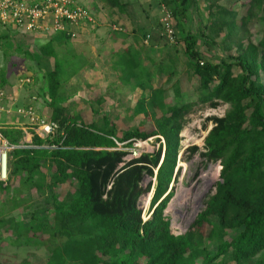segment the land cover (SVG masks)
<instances>
[{
	"label": "trees",
	"instance_id": "1",
	"mask_svg": "<svg viewBox=\"0 0 264 264\" xmlns=\"http://www.w3.org/2000/svg\"><path fill=\"white\" fill-rule=\"evenodd\" d=\"M107 2L111 9L120 12L128 5L123 0ZM164 2L173 11L176 40L166 41L175 45L174 53L159 63L158 77L164 83L153 87L155 95H144L136 104L142 114L157 117L155 110L160 112L151 131L141 126L120 135L118 127L107 116L103 117L100 128L73 114L65 105L66 81L54 45L48 40L39 46L38 63L43 66L47 79L43 94L51 108L47 120L59 125L54 142L61 143L62 147L15 150L9 182L12 178L32 182L35 174L43 175L47 171L49 179L40 187L46 188L53 200L58 186L71 180L79 184L77 195L69 204L32 212L24 229L42 243L45 235L66 237L61 246H49L51 261L46 264H264V82L261 79L264 37L257 44L260 52L252 43L245 49L249 26L264 10V1L258 0L255 5L242 3L241 6H246L244 13L234 6L223 8L217 0L210 2L208 22L202 21L194 31L187 27L186 21L192 12L199 11V0ZM226 27L229 31L225 32ZM12 29L8 27L0 40L4 39L6 47L20 49L10 39ZM152 29L144 25L134 30L146 39ZM159 29L163 32L160 18ZM232 36L240 41L236 49ZM65 38L70 41L69 37ZM177 44L182 45L186 58L183 75L189 81L192 78L198 81V102L218 106L221 101L231 108L223 117L208 119L213 127L206 137L204 154L220 165L215 192L207 196L205 208L192 227L176 236L172 234L166 209L175 194L174 185L180 171L181 132L194 106L182 97L180 78L173 80L180 74L177 64L181 55ZM132 53L122 60H128L129 67H136L142 73L138 87L146 88L143 79L152 76L143 73L146 68H140L139 58ZM81 64L74 62L75 71ZM171 90L174 98L168 101L166 94ZM1 132L12 144H20L25 137L19 127L5 126ZM150 137H156L157 149L130 161H124L128 152L117 149L114 141L123 143ZM43 143L46 141L34 137V144ZM130 146L128 142L124 147ZM192 150L196 152L198 147L193 146ZM146 176L155 178V182L149 218L144 219L139 200L144 193L141 182ZM10 187L9 183L0 181V191ZM4 222L0 219V223ZM207 226L211 231L206 235ZM217 234L221 235V242L216 241ZM206 240H215L217 250L211 252L204 246Z\"/></svg>",
	"mask_w": 264,
	"mask_h": 264
},
{
	"label": "rangeland",
	"instance_id": "2",
	"mask_svg": "<svg viewBox=\"0 0 264 264\" xmlns=\"http://www.w3.org/2000/svg\"><path fill=\"white\" fill-rule=\"evenodd\" d=\"M76 1L79 4H84L94 15L101 12L102 15L106 16L111 9L107 0ZM213 1L215 0H199V11L197 13L192 12L186 21L189 29L191 28L194 31L202 21L203 23L208 22L209 4ZM257 1L217 0L223 8L227 9L234 6V9H238L240 13L246 11V6H241L242 3L255 5ZM148 2L151 3L155 12H160L161 0H148ZM147 6L150 7V5ZM259 14L264 17V10L258 13L256 21L249 26L250 36L245 43V49L251 43L257 46L260 39L264 37V21ZM7 29L8 27L0 26V36ZM12 30L10 39L14 43L17 42L20 49L6 47L4 39L0 40V128L25 122V119L16 112L8 114L4 111L8 107L12 108L13 105L14 107L24 106L19 105V103L33 101L34 104H38V114L46 119L51 115V108L47 104L45 94H43V90L47 86L45 70L38 63L39 46L47 42L49 38L44 34H22ZM224 31H229V28H224ZM58 35L63 36L61 33ZM138 35L141 36L142 34L138 33ZM55 40L59 42L62 40L54 48L60 60L63 78L66 81L63 89V96L66 98L65 105L73 114H79L86 123H93L100 128L104 124L103 117L107 116L118 127L120 135L126 130H135L141 126L146 131L155 128L156 118L160 116V112L155 110L157 117H154L151 113L148 115L142 114L138 111L136 104L144 95H155L153 87L164 83L158 77L160 73L159 63L170 58L174 53L175 45L171 46L166 40L161 43L163 47L159 49L156 56L154 55L157 64L154 66L148 64L149 66H145L146 70L143 71V73H150L152 77L151 79H143V85L146 88H140L138 85L141 79L138 77L142 73L136 67H129L127 65L128 60H122L121 62L123 71L120 75L126 78V82L117 81L118 76L116 74L105 71L103 67L92 69L89 62L82 57L83 55L79 56L75 53V48L72 46H80L85 43L90 45L93 43L92 40L87 38L82 42L77 39L68 41L69 43L64 41L63 38ZM220 40L218 39L221 43ZM239 42L238 38L232 36V45L235 49ZM176 47L181 55V59L177 64L180 74L175 75L173 80L176 77L180 78L182 97L194 103L181 132V154L178 160L180 171L174 185L175 194L166 209V215L171 218L172 234L177 236L184 234L192 227L197 216L205 208L207 196L215 192V186L219 180L220 165L219 162L209 160L204 154L205 140L209 130L213 127V122L208 119L210 117H223L231 106L221 101L218 106H213L209 102L206 104L198 102L196 91L198 81L196 78L189 81L183 75V71L186 69L183 61L186 58L182 54V45L177 44ZM76 49L78 50L79 47H76ZM203 49L206 50L207 48L203 46ZM257 49L258 52L261 51L258 46ZM85 52L86 49L81 51V53ZM206 53L209 54V50H206ZM90 60L92 59L90 58ZM74 62L82 63L78 71H74ZM261 79L264 82V73H262ZM166 95L168 101L174 98L172 90ZM17 99H19V103ZM148 110L153 112L151 107H148ZM150 139L153 147L157 149L156 137H150ZM193 146H197L198 151L194 152L192 150ZM48 179L47 171H44L43 175L42 173L35 174L32 182L12 178L9 182L10 189L0 191V219L5 220L3 224L0 223V264H46L51 261L48 253L49 246H61L66 241L64 236L45 235V240L42 243L40 238L33 239L31 235L24 232L29 224L32 212L44 207L54 210L58 206L69 204L77 195L79 184L77 181L71 180L70 183L67 182L56 188V199L53 200L47 189L40 187L45 185ZM154 182L155 179L149 176H146L141 182L144 193L139 200V207L143 209L144 219L149 218ZM213 222L215 223V220ZM209 231H211V228L207 226L205 234L207 235ZM215 237L217 242L222 241L221 235L217 234ZM216 241L206 240L204 246L214 252L217 250Z\"/></svg>",
	"mask_w": 264,
	"mask_h": 264
},
{
	"label": "built area",
	"instance_id": "3",
	"mask_svg": "<svg viewBox=\"0 0 264 264\" xmlns=\"http://www.w3.org/2000/svg\"><path fill=\"white\" fill-rule=\"evenodd\" d=\"M160 23L163 28V36L169 43L176 40V32L173 25V11L160 2ZM97 17L85 6L76 0H0V26L13 28L22 34H44L47 36L63 34V37L77 39L79 29L85 26H95ZM151 35L145 39L149 43ZM29 81V80H28ZM3 94V93H2ZM15 108V110H14ZM6 113H13L27 119V125L22 129L24 140L20 144H12L1 132L0 128V181L5 185L9 183L10 163L12 153L17 149H48L61 148V143L55 141L59 125L49 122L37 113L33 104L18 107H8ZM34 137H38L46 143L34 144ZM164 145V139L161 137ZM117 149H125L128 153L124 161L139 158L143 153L154 152L151 139L134 138L130 147H124L128 142H119L116 139ZM159 146V145H158Z\"/></svg>",
	"mask_w": 264,
	"mask_h": 264
},
{
	"label": "crops",
	"instance_id": "4",
	"mask_svg": "<svg viewBox=\"0 0 264 264\" xmlns=\"http://www.w3.org/2000/svg\"><path fill=\"white\" fill-rule=\"evenodd\" d=\"M123 1L128 4L124 12L110 9L109 13L105 14L106 16L100 12L95 15L97 17V24L95 26L78 28L80 35L77 39L83 42V40H87L88 38V40L93 41L92 44L87 45L85 43L84 45H74L72 47L75 48L74 50L77 55H83L82 57L89 62V66H92V69L103 67L105 71L116 74L118 76L117 81L126 82V78L120 75L123 71L121 67L122 58L133 52L132 55L139 58L138 63L141 66L140 68L143 69V66L148 67V64L156 62V53L163 47L161 43L165 42L166 39L159 29L160 12H155L148 0H144L143 2L141 0ZM147 5H150V7ZM144 25H150L153 28L149 32L151 33V37L148 44L145 43L144 36H139L134 30ZM47 37L49 40L52 39L51 41L54 46L59 45L62 41L60 40L59 42L55 39L63 38L64 41H67V38L59 35ZM77 39H70V41ZM75 46L79 47V49L77 50ZM83 49H86L85 53H81ZM71 65L73 66V63ZM17 101L19 103V99ZM28 103L33 104L36 107V111L38 110V104H34L33 101L19 103V105H27ZM24 119L25 122L14 123L12 126L23 129L27 125V119Z\"/></svg>",
	"mask_w": 264,
	"mask_h": 264
},
{
	"label": "water",
	"instance_id": "5",
	"mask_svg": "<svg viewBox=\"0 0 264 264\" xmlns=\"http://www.w3.org/2000/svg\"><path fill=\"white\" fill-rule=\"evenodd\" d=\"M156 173H157V171H156ZM155 179V178H154Z\"/></svg>",
	"mask_w": 264,
	"mask_h": 264
}]
</instances>
